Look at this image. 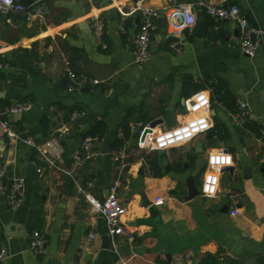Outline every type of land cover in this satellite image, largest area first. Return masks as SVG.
Returning a JSON list of instances; mask_svg holds the SVG:
<instances>
[{
    "label": "crops",
    "instance_id": "0c3cea01",
    "mask_svg": "<svg viewBox=\"0 0 264 264\" xmlns=\"http://www.w3.org/2000/svg\"><path fill=\"white\" fill-rule=\"evenodd\" d=\"M17 1L26 8L44 2L47 13L30 21L22 13L0 15V115L22 140H54L62 153L50 166L33 146L9 144L0 133V167L25 178L17 209L0 192V248L8 252L0 264H45L48 258L59 264H264V40L254 57L244 55L238 25L207 16L200 0H176L192 5L196 24L175 39L168 20L173 2L141 0L160 15L154 20V49L140 66L133 52L142 19L127 17L121 32L116 9L136 0H33L29 6ZM206 1L235 4L264 30V0ZM92 16L104 21L105 49L92 33ZM65 60L100 84L68 93ZM199 91L211 100L209 132L163 157L137 148L132 133L116 146L124 125L130 131V125L157 122L155 128L165 130L185 122L186 102ZM21 102L32 103L31 110L7 114ZM238 103L259 119L257 126L235 125ZM76 111L84 115L70 122ZM98 125L105 131L99 139L89 135ZM86 138L93 140L95 156L74 168L72 155L82 151ZM220 148L231 165L220 175L217 196L207 199L199 188L208 155ZM30 163L40 169L37 180L26 177ZM189 177L199 192L190 200ZM80 188L99 201L115 190L126 208L121 220L134 235L132 245L118 238L117 252L110 240L104 248V222L92 214ZM157 198L162 205H155ZM33 231L46 238L41 255L28 249Z\"/></svg>",
    "mask_w": 264,
    "mask_h": 264
},
{
    "label": "built area",
    "instance_id": "2783aa9c",
    "mask_svg": "<svg viewBox=\"0 0 264 264\" xmlns=\"http://www.w3.org/2000/svg\"><path fill=\"white\" fill-rule=\"evenodd\" d=\"M119 2L120 0H112ZM173 2V7L169 10L168 20L173 29L172 36L175 39L180 37L183 31L191 32L196 24L195 12L192 5ZM197 5L209 17L219 21H229L236 23L240 32V48L244 55L254 57L258 51L260 43L264 40V30L242 16L240 9L235 4L215 5L210 1L200 0ZM121 19V32H124L125 19L132 15H137L142 19L138 26V30L134 40L133 58L137 65H143L150 57V42L153 31L155 30L154 20L159 17L160 11L143 5L141 0H136L133 5L128 6L119 3L116 6ZM22 13L27 21L33 18H42L47 13V5L41 2L31 8L24 7L17 0H0V15L9 13ZM92 33L96 42L103 49L106 48L102 41L104 31V21L99 16L90 18ZM176 51L177 45H173ZM65 77L68 81L67 92H80L88 86H97L100 81L92 79L84 73L74 71L68 60L64 61ZM32 103L21 102L16 103L7 111L8 115L23 114L30 111ZM186 111L189 115L188 119L174 127L165 130L151 128L148 123H137L130 125V133L136 137V147L144 151H164L167 152L173 148L181 147L200 135L209 132L213 128L210 119L211 100L206 91L195 93L186 102ZM84 114L81 112H73L69 121L74 122ZM234 123L242 128L246 126H254L259 124V119L249 110L244 103H238L234 115ZM0 133L4 135L9 144L22 142L26 145L33 146L39 158L50 166H54V161L61 155V148L54 140L46 141L42 144H34L30 139L22 140L19 135L12 129L8 119L0 115ZM122 136V131H118V137ZM93 140L86 138L83 141L82 151L72 155V166L79 168L91 160L95 154L91 150ZM120 157H115V161H119ZM207 170L204 173L202 183L200 185V195L207 199H214L219 192V179L224 170L231 165V159L223 149H215L212 151L206 161ZM40 173V169H37ZM8 168L6 165L0 167V192L5 194L8 206L11 209H17L23 203L25 197V178L12 174L7 175ZM67 174H70L67 172ZM94 187V181L86 183V188ZM80 191L89 204L93 215L100 217L106 228V236L110 240L111 249L117 252V239H122L127 245H132L135 241L134 235L127 231L122 217L126 214V208L119 201L114 189H111L103 201L97 200L92 194L80 188ZM163 204V199L157 198L156 206ZM233 214H236L234 212ZM94 238V237H91ZM46 238L40 231H33L28 237V249L41 255L44 252ZM8 257L5 248H0V262ZM185 259H189L188 256ZM126 264V263H123ZM182 264H191L183 262Z\"/></svg>",
    "mask_w": 264,
    "mask_h": 264
},
{
    "label": "water",
    "instance_id": "95a60500",
    "mask_svg": "<svg viewBox=\"0 0 264 264\" xmlns=\"http://www.w3.org/2000/svg\"><path fill=\"white\" fill-rule=\"evenodd\" d=\"M76 1H82V0H76ZM109 0H105V3H107ZM23 4L25 6H29L32 4L33 0H23L22 1ZM197 30H198V34H200V32L202 33L203 31V26L201 23H199L197 25ZM153 36H151V42H150V50L153 51L154 49V43H153ZM157 122L156 123H151L150 124V127L151 128H155L157 126ZM197 147H200V144L197 145ZM158 157H163L165 155V152L164 151H157L156 152ZM226 171V170H224ZM25 174H26V177L31 179V180H37L38 178V172L34 166V164H28L26 166V169H25ZM186 186H187V190H188V196H187V199L190 200V199H193L194 197L198 196L199 195V192L197 190V186L194 182V179L189 177L187 180H186ZM102 243H103V246L104 248L106 249H109L110 246H109V239L107 236H104L103 239H102ZM45 264H59L57 263L56 261H54L53 259L51 258H48L45 262Z\"/></svg>",
    "mask_w": 264,
    "mask_h": 264
},
{
    "label": "trees",
    "instance_id": "16d2710c",
    "mask_svg": "<svg viewBox=\"0 0 264 264\" xmlns=\"http://www.w3.org/2000/svg\"><path fill=\"white\" fill-rule=\"evenodd\" d=\"M124 129V137L121 140L117 141L116 146L117 147H121L125 144V142L129 139V127L127 125L123 126ZM104 126L103 125H98L97 127H95L90 133L89 135L93 138H101L104 135Z\"/></svg>",
    "mask_w": 264,
    "mask_h": 264
}]
</instances>
